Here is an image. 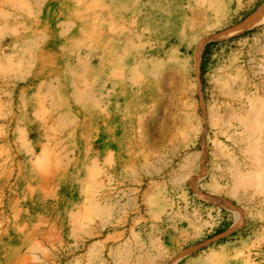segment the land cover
<instances>
[{"label": "rangeland", "instance_id": "1", "mask_svg": "<svg viewBox=\"0 0 264 264\" xmlns=\"http://www.w3.org/2000/svg\"><path fill=\"white\" fill-rule=\"evenodd\" d=\"M0 264H264V0H0Z\"/></svg>", "mask_w": 264, "mask_h": 264}]
</instances>
